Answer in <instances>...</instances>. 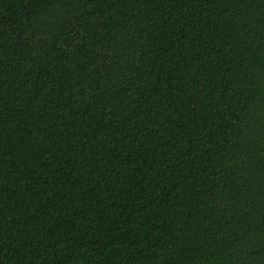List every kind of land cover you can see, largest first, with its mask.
Returning <instances> with one entry per match:
<instances>
[{
  "label": "trees",
  "instance_id": "16d2710c",
  "mask_svg": "<svg viewBox=\"0 0 264 264\" xmlns=\"http://www.w3.org/2000/svg\"><path fill=\"white\" fill-rule=\"evenodd\" d=\"M0 264H264V0H0Z\"/></svg>",
  "mask_w": 264,
  "mask_h": 264
}]
</instances>
